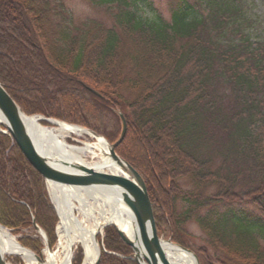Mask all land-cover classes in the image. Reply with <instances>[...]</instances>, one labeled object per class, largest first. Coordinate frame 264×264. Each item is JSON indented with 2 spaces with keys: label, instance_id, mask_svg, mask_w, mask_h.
<instances>
[{
  "label": "trees",
  "instance_id": "obj_1",
  "mask_svg": "<svg viewBox=\"0 0 264 264\" xmlns=\"http://www.w3.org/2000/svg\"><path fill=\"white\" fill-rule=\"evenodd\" d=\"M86 1L111 24L75 23L63 0H0V83L24 113L111 143L121 112L115 151L141 175L157 234L182 245L193 221L219 264H264V37L250 1L169 0L168 18L153 0ZM32 220L52 243L44 179L0 131V225ZM40 238L21 243L39 254ZM105 246L115 254L98 264H137L112 226Z\"/></svg>",
  "mask_w": 264,
  "mask_h": 264
},
{
  "label": "bare ground",
  "instance_id": "obj_2",
  "mask_svg": "<svg viewBox=\"0 0 264 264\" xmlns=\"http://www.w3.org/2000/svg\"><path fill=\"white\" fill-rule=\"evenodd\" d=\"M3 122L0 116V123ZM24 123L34 145L46 156L79 162L94 171L113 176H126L119 163L111 157L107 141L92 135L84 128L53 119L49 120L51 126H43L39 116L33 115L27 116ZM70 134L75 136L88 134L94 139L81 144H69L65 137ZM45 185L59 218L56 227L59 251L44 250L46 255L40 264H71L72 252L78 246L82 249L81 264H92L99 249L97 236L106 224L116 226L138 244V230L131 211L122 199L120 187L81 186L52 181H46ZM161 247L168 264H196L190 253L171 242L162 240ZM0 251L4 256H20L25 264H39L33 254L22 247L16 237L2 225Z\"/></svg>",
  "mask_w": 264,
  "mask_h": 264
},
{
  "label": "water",
  "instance_id": "obj_3",
  "mask_svg": "<svg viewBox=\"0 0 264 264\" xmlns=\"http://www.w3.org/2000/svg\"><path fill=\"white\" fill-rule=\"evenodd\" d=\"M92 92L97 94L95 91ZM117 114L121 128L116 140L109 144V153L111 157L119 163L126 175L125 177L113 176L107 173L94 171L79 162L52 158L38 150L31 140L28 129L24 123V119L30 115L24 113L0 83V116L4 120L0 125L5 129V131L2 132L9 133L24 158L41 175L45 184L46 181H52L81 186L116 185L120 187L122 189V199L131 211L133 222L138 230V244L130 240V238L124 235L116 226H111L115 229L120 240L131 248L132 257L137 264H168L161 247V241L164 239H161L156 232L152 206L144 181L138 171L115 151L116 146L122 141L126 131V122L123 115L119 111ZM33 116H39L40 120L48 122L50 120L49 118L38 114H34ZM87 131L98 136L90 129ZM31 224L36 233L42 238L45 245V248L43 247L40 249L41 254L39 255L29 250L33 254L37 263L40 264L44 260L42 257V251H44V249L51 250V247L47 241L45 233L35 224L34 220L31 221ZM166 241L173 243L169 239H166ZM173 244L190 253L195 260V263L199 264L197 257L192 250L176 243ZM138 245L140 248H138ZM99 255L100 251L98 249L96 259L92 264H98ZM0 264H7L5 256L2 255L1 251Z\"/></svg>",
  "mask_w": 264,
  "mask_h": 264
},
{
  "label": "rangeland",
  "instance_id": "obj_4",
  "mask_svg": "<svg viewBox=\"0 0 264 264\" xmlns=\"http://www.w3.org/2000/svg\"><path fill=\"white\" fill-rule=\"evenodd\" d=\"M249 1H250L249 14H250V17L253 19V26L255 27V30L253 32L254 38L256 36L264 37V0H249ZM63 2L65 4L66 8L68 9V11L71 13L73 21L75 23L82 22L86 19H96V20L103 22L106 25L111 24L110 18L108 17V15L105 13V11L102 8L93 7L86 0H63ZM153 5L163 17H165V18L169 17V0H153ZM31 115H34V114H31ZM38 115H41V114H38ZM42 116H44V115H42ZM44 117H47V116H44ZM47 118L57 120V121H60V122L66 123V124L76 125V126H79V127H82V128L89 130V128H87L83 125H79V124H75V123H69V122H66L64 120L54 118V117H47ZM40 123L43 126H51V124L45 120H40ZM0 131L2 132L3 128L0 129ZM97 135L99 137L103 138L104 140H106L108 144H111V142L106 137L99 135V134H97ZM93 139H94V137L89 136L88 134H83L81 136H75L73 134H70L69 136L65 137L66 142L69 144H81V142L93 141ZM131 149L132 150H130V152H129L130 155H132L138 163L144 165L145 159L143 158L144 156L142 155L144 153V146H141L140 143L135 142ZM147 158H149V157L147 156ZM180 183L183 184V186L186 188L189 187V185L185 184L184 181L180 182ZM44 187H45V191H46L47 201H48L50 207L52 208L54 215L56 217V220H55L54 226H53V231H52L53 232L52 243H50L47 239V241L51 247V250H48V251H57V250L59 251V247H58L59 237H58L57 231H56V227L59 223V218L57 216V213L54 209L52 202L49 199L45 182H44ZM241 207L247 211H250V212H253L256 214L258 213L257 209L253 205H251L250 203H243V204H241ZM178 208H179V205H178ZM110 226L111 225H105L103 227L102 232L100 234H98V236H97L100 254H101V252L111 253V254L114 253V252L108 251L106 249V246H105V237L108 233V228ZM8 230L11 232V234H13L16 237V240L18 241V243L22 247H24V248L30 250L31 252L35 253L30 248H28L27 246H25L21 243V240L26 238V237L31 238L34 236H39L33 227L30 229L20 230L17 233H12V231L10 229H8ZM158 236L161 239H164V240L169 239L173 243L179 244L177 242H174L169 235L164 236L161 234ZM178 236H179L178 237L179 240L183 243L182 245L181 244H179V245L192 250L193 253L197 257L199 264H219L215 259L216 256H215L212 248L205 241L204 233L199 229V227L196 225V223H194L193 221H189V222L185 223L183 225V231L179 232ZM46 238H47V236H46ZM40 242H41V247H40V249H41L45 245H44V241L41 238H40ZM130 250H131V248H130ZM201 251H203V252H201ZM38 253L41 254V251L39 250ZM35 254H37V253H35ZM45 255H46L45 252L42 251V257L43 258L45 257ZM131 256H132V250H131ZM82 257L83 256H82L81 247L78 246V247L74 248L72 255H71V264H81ZM99 257H100V255H99ZM5 259H6L7 264H25L24 260L18 255H6Z\"/></svg>",
  "mask_w": 264,
  "mask_h": 264
}]
</instances>
